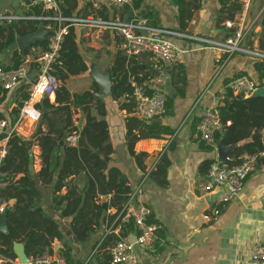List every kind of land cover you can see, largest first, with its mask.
<instances>
[{"label":"crops","instance_id":"0c3cea01","mask_svg":"<svg viewBox=\"0 0 264 264\" xmlns=\"http://www.w3.org/2000/svg\"><path fill=\"white\" fill-rule=\"evenodd\" d=\"M38 1L0 0V15L25 16L33 4H40ZM189 1L191 17L185 31H181L179 12L173 0H142L140 9L132 7L134 1L128 5L113 6L103 0H78L76 13L84 10L88 4L92 5L93 12H97L100 4H105L116 12L114 16L111 14L110 19H143L149 27L177 33L161 38L169 40L185 54L180 64H170L151 55L129 56L123 41L113 31L78 26L76 32L80 52L89 69L82 77L69 82L67 88L73 95L93 90L97 91V96L99 88L94 76L107 75L113 86L116 81L124 79L123 88H134L135 84H139V79L143 81L141 85L152 91V94L164 93L171 101L167 115L151 121H143L133 114L132 95L115 99L110 92L104 97L97 96L104 106V116L98 114L96 106L91 110L92 116L106 121L108 125L107 144L112 148L109 166L119 170L128 179L134 193V203L149 207L152 210L149 222L158 226L153 250L136 248L139 264H248L252 251L264 239V158L259 160L255 170L248 176L239 196L227 204H221L224 190L207 192V173L213 163H219L218 142L222 146L231 145L223 143L226 135L224 126L218 133L219 140L214 139L212 145L201 140L197 126L205 108L219 109L228 101V112L231 115L235 112L232 104L235 98L218 99L219 93L229 82L242 76L261 81L255 64L264 61V0H251L247 13L248 32L242 44L246 52L232 55L208 49L210 45L204 42H223L231 35L232 30L227 24L229 21H220L218 0ZM26 22H0V28ZM40 28L50 34L46 26L40 25L38 30ZM7 34V31L0 30L1 67L12 69L16 52L21 54L27 50L24 58L26 62L42 51L39 45H35L37 42L21 52L17 46V39L21 37L14 33L15 42L10 46L7 44ZM31 84L27 80L22 81L12 91L0 87V118L8 122L10 129H14L15 136L31 141L34 175L37 176L41 170L40 148L33 137L40 122L26 119L18 124ZM54 100L50 99V102L53 104ZM73 121L75 127L81 130L86 117L81 110H77ZM229 126L231 121L226 122L225 127ZM248 131L251 134L254 132L251 127ZM259 134L264 144V129ZM10 139L7 140L8 144ZM231 154L226 159L227 164L237 161L230 157ZM30 176L34 180L32 174ZM21 177L12 173L3 174L0 179L5 178V181L0 183V189L7 188ZM85 182L83 176L74 179L80 189ZM42 195L41 208L59 225L62 232V241H56L52 246L55 256L63 257L61 252L67 246L76 264H111L109 250L117 238L135 241L137 230L132 223L128 224L133 225V230L128 237L123 238L121 235L127 224L119 223L118 216L110 220V216L118 214L111 205V195L99 199L102 208L108 205V210L102 213L103 217L93 234L84 242L75 237L72 219L60 218L54 211L51 188L43 187ZM3 204L7 210L13 211L18 202L13 197L8 202L1 198L0 205ZM214 210H218L219 214H213ZM207 215H210L209 219H205ZM106 216L108 220H104ZM23 236L20 233L13 244L18 261L20 259L15 246L22 247L26 254ZM28 259L30 261L32 257Z\"/></svg>","mask_w":264,"mask_h":264},{"label":"trees","instance_id":"16d2710c","mask_svg":"<svg viewBox=\"0 0 264 264\" xmlns=\"http://www.w3.org/2000/svg\"><path fill=\"white\" fill-rule=\"evenodd\" d=\"M57 1L62 17L66 19L93 17L110 20L111 14L113 16L116 14L105 4H100L97 12H93L92 5L88 4L84 10L76 13L78 0ZM132 1H134L132 2L134 9L141 8L142 0ZM173 1L179 12L181 31H185L191 17V3L189 0ZM243 1L218 0L220 21H234L241 11ZM26 15L37 17L45 13L42 5L36 3L31 6ZM142 16L146 17L143 13ZM26 23L0 28L1 31L8 33L7 44L10 46L14 44V33L18 37H23L35 33L40 25L46 26V23L36 20H29ZM66 25L68 32L63 38L59 57L52 68V74L60 81V87L55 92L53 104L49 97H44L37 105L40 111V123L33 139L40 148L41 170L32 180L28 171V146L31 141H25L15 135L9 141V155L0 170L2 174L22 175L18 181L5 189H0V199H6L8 202V199L13 197L18 202L13 211H7L8 231L0 232V253L10 258H15L13 244L18 240L20 233L24 235L22 241L25 243L26 255L32 258L43 256L46 253L52 254L53 244L56 241H62L59 225L40 206L43 199V187L51 188L50 198L58 216L63 219H72L73 233L80 242L89 239L100 218L103 217L102 213L108 210V205L103 209L99 204L102 196L111 195L113 197L111 205L117 209L118 214L110 216V220H115L118 216L117 221L120 223V215L129 200V195L132 194L128 179L119 170L109 166L112 148L107 144L109 136L106 121L98 120L91 114L93 106H96L98 114L104 116V106L95 95L97 91L88 90L83 94L73 95L67 88L69 82L85 75L89 68L80 52L76 32L78 26L69 22ZM51 33L52 31L49 35ZM49 35L35 45H39L44 51L47 50ZM27 52L26 50L21 54L14 53L12 69H17L24 62ZM255 69L262 79L264 61L256 63ZM113 76H115V70ZM137 83L141 85L143 81L137 79ZM124 84L123 79L116 81L114 86L112 85L111 96L113 98L132 95L133 88H123ZM148 93L151 95L153 92L148 91ZM169 104L171 101L168 99V110ZM229 104L226 101L218 109L226 131L223 143L238 145L251 140L236 147L230 155L237 161L229 164L236 165L242 155L255 154L264 148L262 137L259 134L264 129V97L235 98L232 102L235 112L232 115L228 112ZM77 110H81L86 117V123L81 130L75 127L73 121ZM227 121H231V126L225 127ZM249 127L254 131L253 134L248 131ZM72 135L78 137L76 146L66 142V139ZM214 139L219 140V134H216ZM80 176L86 179L82 189L74 183V179ZM4 181L5 178L0 179V183ZM36 181L40 182V187L36 186ZM104 220H108V216L104 217ZM132 230V224L125 225L121 237H128ZM116 241H119V238ZM104 243H108V238ZM61 253L67 264H76L69 247L65 246Z\"/></svg>","mask_w":264,"mask_h":264},{"label":"built area","instance_id":"2783aa9c","mask_svg":"<svg viewBox=\"0 0 264 264\" xmlns=\"http://www.w3.org/2000/svg\"><path fill=\"white\" fill-rule=\"evenodd\" d=\"M111 5H128L132 0H103ZM45 15L43 16H15L14 14L0 15V22L13 23L18 21L36 20L46 23L49 31H52L47 50L39 51L31 60L24 62L17 69H6L0 66V87L6 91H12L22 81L27 80V76L33 69L38 73L32 82L28 99L26 100L18 120H30L37 122L40 111L36 108L39 100L44 97L53 99L55 92L60 87V81L52 74L53 65L56 63L63 38L67 35V22L74 26H84L99 30H111L122 41L125 52L129 56L139 57L151 55L154 58L163 60L170 64H180L183 61L185 52L176 47L169 40L162 39L163 35H178L168 30L156 29L148 26L146 20L125 21L119 18L103 20L101 18H71L62 17L57 0H39ZM251 0L242 2L241 11L234 21L228 22V27L232 30L223 42H204L210 46L208 49L215 50L219 54L232 55L234 53L246 52L243 41L248 32L247 13L250 9ZM248 52V51H247ZM264 90V77L260 82H256L247 76L238 77L229 82L219 93L218 99L243 98L248 99L259 90ZM134 102L133 114L143 120L151 121L160 119L167 115L168 99L164 93L149 94L145 86L135 84L132 92ZM223 128L221 116L218 109L205 108L201 113V119L197 126L201 140L208 145L214 143V136L221 132ZM14 135V129H10L8 122L0 118V170L9 152L8 141ZM76 135L69 136L66 142L73 145L77 142ZM264 158V150L255 154H244L239 157L236 165L213 163L207 173L206 190L212 192L215 189H223L224 195L220 199L221 204H227L236 199L242 192L248 176L255 170L259 160ZM3 174L0 171V176ZM5 204L0 205V213L6 210ZM215 215L219 214L214 210ZM152 210L143 205L134 203V193L129 195V200L125 205L120 219L124 224L132 223L137 235L135 241L128 239L117 241L109 250L111 264H139L136 257V248L142 250H153L157 241L158 226L150 223ZM207 215L205 219H209ZM0 264H23L15 258L7 257L0 253ZM26 264H67L62 256L44 254L43 256L32 258ZM248 264H264V239L254 248Z\"/></svg>","mask_w":264,"mask_h":264},{"label":"water","instance_id":"95a60500","mask_svg":"<svg viewBox=\"0 0 264 264\" xmlns=\"http://www.w3.org/2000/svg\"><path fill=\"white\" fill-rule=\"evenodd\" d=\"M48 31L40 28L35 33L26 35L24 37H21L17 39V46L18 49L23 52L26 48L32 46L33 44L42 41L47 35ZM38 73L37 69L32 70V72L27 76V81L32 83ZM96 83L98 84L99 92L97 93L98 97H104L110 94L112 83L110 78L107 75L104 76H97L96 77ZM254 97H264V90L259 89L255 94ZM218 162L220 164H225L226 159L229 154H231L235 149V145L231 146H222L221 142H218ZM28 156H29V172L32 174L33 178L35 179V173H34V157L31 151V144L28 146ZM36 185L40 186V183L36 181ZM7 209L0 213V232L6 233L7 232V223H6V217H7ZM15 245V244H14ZM15 251L20 259V262L23 264H26L29 262L28 256L24 253V250L20 246H15Z\"/></svg>","mask_w":264,"mask_h":264},{"label":"rangeland","instance_id":"374dc122","mask_svg":"<svg viewBox=\"0 0 264 264\" xmlns=\"http://www.w3.org/2000/svg\"><path fill=\"white\" fill-rule=\"evenodd\" d=\"M97 76H94V79H96Z\"/></svg>","mask_w":264,"mask_h":264}]
</instances>
